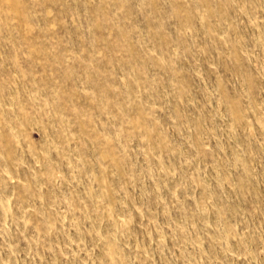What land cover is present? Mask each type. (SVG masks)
Masks as SVG:
<instances>
[{
	"label": "rangeland",
	"instance_id": "374dc122",
	"mask_svg": "<svg viewBox=\"0 0 264 264\" xmlns=\"http://www.w3.org/2000/svg\"><path fill=\"white\" fill-rule=\"evenodd\" d=\"M0 264H264V0H0Z\"/></svg>",
	"mask_w": 264,
	"mask_h": 264
}]
</instances>
